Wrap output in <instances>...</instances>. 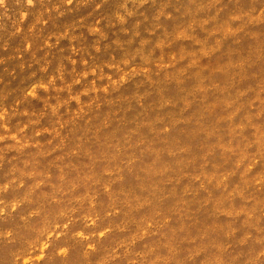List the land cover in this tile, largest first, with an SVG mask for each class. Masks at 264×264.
Masks as SVG:
<instances>
[{"label": "rangeland", "instance_id": "374dc122", "mask_svg": "<svg viewBox=\"0 0 264 264\" xmlns=\"http://www.w3.org/2000/svg\"><path fill=\"white\" fill-rule=\"evenodd\" d=\"M0 264H264V0H3Z\"/></svg>", "mask_w": 264, "mask_h": 264}, {"label": "clouds", "instance_id": "9594fccd", "mask_svg": "<svg viewBox=\"0 0 264 264\" xmlns=\"http://www.w3.org/2000/svg\"><path fill=\"white\" fill-rule=\"evenodd\" d=\"M27 2L29 3V4H32V0H27ZM69 2H71V0H69ZM3 3V0H0V4H2Z\"/></svg>", "mask_w": 264, "mask_h": 264}]
</instances>
